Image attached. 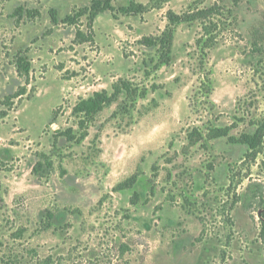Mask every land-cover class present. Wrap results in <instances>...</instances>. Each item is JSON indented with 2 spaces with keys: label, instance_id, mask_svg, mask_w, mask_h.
Masks as SVG:
<instances>
[{
  "label": "rangeland",
  "instance_id": "obj_1",
  "mask_svg": "<svg viewBox=\"0 0 264 264\" xmlns=\"http://www.w3.org/2000/svg\"><path fill=\"white\" fill-rule=\"evenodd\" d=\"M164 1L114 0L118 19L97 17L89 43L87 17L63 20L92 0H0V264H264V138L252 152L208 137L264 133V0ZM132 2L150 9L122 15ZM213 6L214 42L181 24L172 63L156 68L140 41L170 10ZM121 79L147 96L125 113L123 94L81 139L73 108ZM70 128L74 141L55 139Z\"/></svg>",
  "mask_w": 264,
  "mask_h": 264
},
{
  "label": "trees",
  "instance_id": "obj_2",
  "mask_svg": "<svg viewBox=\"0 0 264 264\" xmlns=\"http://www.w3.org/2000/svg\"><path fill=\"white\" fill-rule=\"evenodd\" d=\"M114 0H92L91 6L82 9L75 16H68L63 20L64 24L76 25L82 17H87V28L88 34L83 36L84 42L93 43L95 40L94 24L96 18L105 13L110 12L115 20L118 19L117 14L115 13L116 9L113 5ZM170 0H165L163 3L169 2ZM158 8V7H157ZM150 7L148 5L136 4L132 2L128 7H123L120 9V13L125 16H136L142 15L149 11ZM220 7L213 6L204 9H191L186 13L177 14L176 12L170 10L167 12V21L168 24L164 32L160 36H148L144 37L140 44L147 48H157L158 51V62L156 68L162 66H169L173 60V45L175 37V29L181 24H192L199 22L203 26L204 36L210 37L209 43L214 42V32L218 29L216 24V19L220 15L218 13ZM52 19L57 23V18L53 13ZM203 39L198 40V46L202 45ZM208 42V41H207ZM213 45V44H211ZM253 51L263 57L264 65V33L260 34L258 39L253 43ZM19 72L28 74L31 70V65L27 58H18L17 61ZM209 94L212 92V88H208ZM126 94L127 98L124 102V105L121 106L123 112L128 113L135 108V104L138 98H145L148 94L146 88L140 89L138 86H135L129 80H119L113 86V92L109 93L107 91L96 92L90 98L81 100L73 108V117L78 120V126L81 131L80 138L84 139L89 127L96 121V118L101 114L106 108L110 107L114 103L118 102L120 97ZM154 105L157 106V102L153 100ZM130 102L132 104H130ZM56 115L57 112H54ZM6 114H2L1 118L5 117ZM65 137L68 141H74L77 136L74 133L72 128L66 131H58L55 133V139ZM208 137L210 139H219V138H229L232 143H238L248 146V148L254 152L257 150L259 145L262 143L264 138L263 129L257 130L254 134H243L241 138L236 139L229 136L228 128H214L209 131ZM45 157V156H44ZM47 166L49 170L52 169V163L48 162ZM43 164L38 163L34 170L33 174L36 176L42 175ZM138 179L137 175L132 176L127 179L123 184L119 185L117 190H124L132 188ZM136 198L131 199L132 204L137 203ZM258 210L264 209V193L261 191L259 194V200L257 202ZM264 227V223H263ZM264 238V230H263Z\"/></svg>",
  "mask_w": 264,
  "mask_h": 264
},
{
  "label": "crops",
  "instance_id": "obj_3",
  "mask_svg": "<svg viewBox=\"0 0 264 264\" xmlns=\"http://www.w3.org/2000/svg\"><path fill=\"white\" fill-rule=\"evenodd\" d=\"M99 16H100V15H99ZM99 16H98V17H99Z\"/></svg>",
  "mask_w": 264,
  "mask_h": 264
}]
</instances>
